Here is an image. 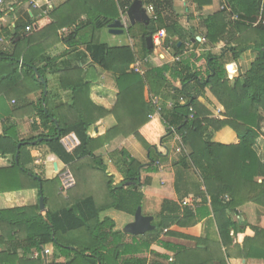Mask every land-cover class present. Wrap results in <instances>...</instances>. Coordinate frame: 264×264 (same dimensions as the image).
I'll list each match as a JSON object with an SVG mask.
<instances>
[{
    "label": "trees",
    "instance_id": "16d2710c",
    "mask_svg": "<svg viewBox=\"0 0 264 264\" xmlns=\"http://www.w3.org/2000/svg\"><path fill=\"white\" fill-rule=\"evenodd\" d=\"M24 1L10 0L14 4ZM133 1L64 0L42 23L27 15L11 31L0 32V98L14 101L17 105L12 112L22 110L31 120V135L27 138H21L13 125L0 135V194L34 191L37 197L34 205L0 210V264H192L189 261L195 259L196 253H209L206 242L194 239L197 246L205 248L189 251L160 240V235L165 232L166 236L187 238L172 228L194 225L212 213L219 245L227 247L231 235L241 231L228 215L244 202L264 207V165L254 151L264 119V24L258 21L260 16L264 21V0H218L220 10L203 20L202 48L222 42L225 52L216 56L203 51L200 58L206 62L204 72L191 61L200 58L183 53L185 44L199 42L175 14V0H143L144 7L152 9L149 24L132 27L127 23L124 32L138 38L140 55L129 46L109 47L99 42L96 34L126 17ZM213 1L190 0L197 10ZM2 6L0 18L4 14ZM32 14L35 16L33 11ZM28 26L31 31L26 32ZM134 28L139 30L137 37L133 35ZM62 29L65 31L60 35ZM160 30L166 33L163 47L179 61L169 64L155 58L154 66H148L144 75L132 72L130 66L137 57L153 54V49L146 47V38ZM62 43L68 50L61 47L59 51L60 46H56ZM80 45L84 52L78 50ZM248 49L258 51L251 69L243 76L228 78L230 68ZM73 53L116 76L118 94L112 110L92 103L91 83L79 65H73ZM60 61L62 67H58ZM35 72L46 86L47 74L56 75L59 88L70 92L69 101L57 103L49 92L44 96V87ZM174 82L179 88L174 87ZM206 89L222 106V118H211L197 101ZM37 92L39 98L34 103H24L26 95ZM145 93L148 98L162 96L159 117L149 119L154 111ZM105 118H112L114 124L97 137L95 128L99 129ZM226 128L234 133L235 143L215 141V135ZM171 129L189 152L180 159L182 170L194 169L200 180L196 187L203 188L199 206L180 208L177 202L163 201L152 222L155 230L138 237L115 230V223L108 218L100 220V214L112 209L133 216L142 206V189L149 181L142 184L140 174L158 172L167 156L164 141ZM69 134H74L80 143L72 153L61 145ZM129 136H134L147 151L148 164L142 165L123 149L112 151L107 159L121 178L115 183L99 152L115 139ZM43 148L45 152H41ZM37 158L54 165V178L46 179L44 165L36 164ZM58 163L62 167L57 171ZM65 167L77 182V189L68 199L57 197L61 186L57 176ZM96 174L101 179V195H81L83 189L92 190ZM183 176L182 171L175 172L179 200ZM258 178L262 179L259 184ZM39 185L45 216L39 213ZM50 198H58V206L50 207ZM262 238L264 231L257 229L254 238L244 241V258L256 257L254 252L264 255V247L258 243ZM198 257L197 264H226L223 256L215 261Z\"/></svg>",
    "mask_w": 264,
    "mask_h": 264
},
{
    "label": "crops",
    "instance_id": "0c3cea01",
    "mask_svg": "<svg viewBox=\"0 0 264 264\" xmlns=\"http://www.w3.org/2000/svg\"><path fill=\"white\" fill-rule=\"evenodd\" d=\"M43 1L44 0H38L41 8L43 7ZM49 1L53 5L54 9L59 3L63 2L64 0ZM21 3L22 2L18 4ZM13 6V3L12 5L10 3L7 5V7L10 8V12H13V14L11 15L12 20L8 24H6V16L4 14L0 18V32L2 33H4V30L11 31L14 27V24L19 19H26L27 15L28 17L32 18L39 15L40 18L41 10L37 9V15L33 16L32 11L28 8L26 10V13L23 12L24 17L23 14L20 17H17L14 14L15 9ZM220 8L221 4L218 0L213 1L212 4L209 6H204L202 10H197L195 5H193L190 0H178L174 4L175 14L179 16L182 26L192 32L196 41L199 42L198 45H195L193 43L194 40H192V44H185L183 53H188L187 55L194 53L195 58L197 59L200 58V55L203 51L210 52L211 54L216 56L225 52V44L222 42L212 48H208L205 50L202 48V45L205 43V30L203 27V20H205L208 16H211L216 13L218 10H220ZM183 13H185L187 17L181 16ZM189 14H193L192 16L193 18L197 19L198 24H196L195 21H192V18L189 16ZM44 19L45 18H40V22L42 23ZM64 31L65 29H62L59 34L62 35ZM1 40L0 43H2ZM58 46H60V52L62 49L68 50V46L66 44H58L56 47ZM78 48L80 52H84V46L80 45ZM70 58L72 60L73 65H79V68L83 72L86 81L91 83L90 100L92 101V103L107 111L112 110L116 103V97L118 94L115 82L116 76L112 73L102 71L99 67L91 63V61L88 60L87 57L81 58L77 55H74L73 53V56H70ZM172 58L174 57H172L170 53L169 56L166 57V63L171 64ZM257 58V50H246L235 62V67L233 69L230 68L229 73H227V77L229 78L235 77L236 75H245L251 69L252 64ZM79 60H83V62L80 63ZM61 61L58 62V67H62ZM191 61L194 63V66L196 69H198V71H205V60L200 58L199 60L195 61V59L193 58ZM166 77L169 76L167 75ZM57 79L58 78L56 75L47 74V92L51 94V97L55 102L66 103L70 99V92H64L63 90H61L59 88ZM174 87L179 88V84L174 82ZM146 99L148 100L147 93H145V100ZM25 100L28 103H34L36 101V95L34 96V94H32L29 98ZM161 100L163 102V98ZM197 101L211 114V118H222L224 110L209 90L206 89L203 96L198 97ZM166 103L167 105H171V102L169 101H167ZM7 108L9 109L8 103H6L4 99L0 98V135L4 131V128H8L14 124L17 125V132L21 138L29 137L31 135V120L24 115V112L22 110L18 112H13L14 116L7 117L5 115V110ZM112 124H114V120L112 118H105L104 120L100 121L99 129L97 127L95 128V135L98 137L99 135L105 133V131L108 130L110 126H112ZM172 139L173 138L170 135L164 141V147L167 149V156L165 161L159 165L160 167L158 172L153 174L141 172L140 174V181L142 184L147 179L149 181L148 186H145L142 189V214L144 216H151L153 217V219L160 212L163 201L177 202L178 205H180V208H183L181 203L185 200L194 203V206L195 204L197 206H199L200 204L199 193L203 191V188L200 187L199 189H197L196 187L200 183L198 175L192 168H190L189 170H182L180 164L181 157L188 156L189 152L184 145L183 150L180 148L179 145L177 147L176 143ZM215 141L222 144H231L236 142V137L230 129L226 128L215 135ZM122 149L125 150L132 158L140 162L142 165L148 164V153L134 138V136L115 139L110 144H106L104 148L99 152V154L103 158L104 162L105 160L109 162V160L107 159V155L110 154L112 151ZM45 151L46 149H41V152ZM254 151L261 163L264 165V119L260 123V129L258 131V136L254 144ZM40 161L42 160L37 158L36 164H39ZM42 163L44 165L46 179L54 178L56 171L54 170V165H52V163ZM60 167H62V165L58 163L57 171L60 169ZM65 169L68 168L65 167ZM106 169L108 173L114 175L115 183L121 181L120 176L116 173L112 164L109 169L108 167H106ZM176 171H182L184 173L183 179L179 182L180 196H182V200H179V196L175 191L174 184ZM261 182L262 179L258 178L257 183L259 184ZM36 202L37 197L36 192L34 191L10 193L4 195L0 194V209L2 210L6 208L22 207L20 204H25L26 206L34 205ZM206 206L209 205L207 204ZM234 212V214H229L228 218L233 223H235L236 226L241 229V231L231 235L232 239L227 247H220L219 245V233L212 213L208 217L200 219L194 225H190L185 228H172V231L187 238L166 236L165 232H163L160 235V240L183 246L189 251H196L197 249L199 250L205 248V246H197L194 239H200L201 241L206 242L209 246V253H196L197 255H194L196 256L195 259L189 261L192 264H197L196 260L197 258L199 259L198 256H204L203 258H207L208 260L210 259L211 261H215L216 259L220 258V256H223L225 257L226 264H264V255L257 256L258 252H254V254H256V257L250 259H246L243 256V254L245 253V250H243L244 241L247 239L254 238L255 230L259 229L264 231V207H260L254 202H244L241 206L236 208ZM99 218L100 220H104L106 218L112 220L115 223V230L121 232L127 224L133 222V216L112 209L102 212ZM258 243H260L264 247V238L258 241Z\"/></svg>",
    "mask_w": 264,
    "mask_h": 264
},
{
    "label": "built area",
    "instance_id": "2783aa9c",
    "mask_svg": "<svg viewBox=\"0 0 264 264\" xmlns=\"http://www.w3.org/2000/svg\"><path fill=\"white\" fill-rule=\"evenodd\" d=\"M29 3L32 4L34 9L41 10L40 18H45L48 13L53 9V5L49 0H44L43 1V7L41 8L38 0H27ZM4 4V0H0V6ZM146 8V7H145ZM151 9V8H150ZM147 10V9H146ZM152 10V9H151ZM264 13V8H261V13ZM148 13V12H147ZM261 21L262 24H264V21L261 20V16L259 17V20ZM26 32L31 31V27H26L25 28ZM166 38V33L164 30L158 31L153 37H152V43H153V54L145 57V58H140L137 57L135 62L130 66V70L136 74L143 75L150 65H154V59L158 58L162 62L166 63V57L168 55H164L162 53H158L157 49H162L164 52H168V49H165L163 47V42ZM161 52V51H160ZM178 58H172L171 63L178 62ZM150 105L153 108V115L149 116V119H154V117H159L161 113V103L162 100L157 97V96H150L149 98ZM171 136L172 140L180 146V148L183 150V144L181 142V137L173 130L171 129ZM79 141L76 138L74 134H69L68 136L64 137L61 140V145L63 149L67 153H72L78 146H79ZM59 181H60V194L65 195L70 189H72L75 186V181L74 178L72 177L70 171L68 169H65L62 173L59 175ZM182 206L183 207H194V203H191L188 200L182 201ZM46 254V252H45Z\"/></svg>",
    "mask_w": 264,
    "mask_h": 264
},
{
    "label": "rangeland",
    "instance_id": "374dc122",
    "mask_svg": "<svg viewBox=\"0 0 264 264\" xmlns=\"http://www.w3.org/2000/svg\"><path fill=\"white\" fill-rule=\"evenodd\" d=\"M178 0H175V3L177 2ZM11 4L12 5V3L13 2H10V0H4V4H3V6L1 7L2 8V10H3V13H4V15L6 16L5 17V20H6V24H8L12 19H11V15L13 14V12H10V8H8L7 7V5L8 4ZM26 4V5H25ZM13 7H14V9H15V11H14V14L17 16V17H20L22 14H23V17H24V13H26V10H27V8L28 9H30L31 11H33L34 12V14L36 15V10L37 9H34L33 8V6H32V4L31 3H29L27 0L26 1H24V3H21V4H14L13 3ZM146 9H147V12H148V15H149V17H150V19H152L153 18V14H152V10L150 9V7H146ZM18 10H19V12H18ZM8 12H10V13H8ZM24 12V13H23ZM40 14V13H39ZM193 14H189V16L192 18V21H195L196 22V24H198V21H197V19H195V18H193V16H192ZM181 16H183V17H187V15L185 14V13H183ZM37 17V19L38 20H40V18H39V15H37L36 16ZM21 20H25V19H19L18 20V22L19 21H21ZM120 21H122V24L126 27L127 26V19H126V17H123L122 16V18L120 19ZM138 28H134V30H133V35L135 36V37H137L138 35H139V33H138ZM96 37H97V40L99 41V42H102V43H104V44H107L109 47H119V46H129V47H131V49L133 50V52L134 53H136L137 55H140V48H139V40H138V38H132V37H129L125 32L123 33V34H121V35H111L110 33H109V31L108 30H100L97 34H96ZM7 47H9V46H7ZM157 51H158V53H162V54H164V55H168L169 56V54H170V51L168 50V52H164L162 49H157ZM161 51V52H160ZM166 61V60H165ZM154 66V65H153ZM144 75V74H143ZM39 94L40 93H36V94H34V96L36 95V100L39 98ZM32 95V94H31ZM30 97V95L28 94V95H26V98L25 99H27V98H29ZM149 97H150V95H149ZM157 97H159V96H157ZM162 96H160L159 98L160 99H162L161 98ZM6 103H8V107H9V109L7 108L6 110H5V115L8 117V116H14V114H13V112H12V109L14 108V106H16L17 104L14 102V101H11V102H7L6 101ZM24 103H27L28 104V102H26V100H24ZM20 105V104H19ZM18 105V106H19ZM12 114V115H11ZM25 115V114H24ZM26 116V115H25ZM14 125V124H13ZM15 127H16V129L18 128L17 127V125H14ZM19 126V125H18ZM7 128V127H6ZM6 128H4V130L6 129ZM177 145V147H178V144H176ZM187 149V148H186ZM105 157V156H104ZM106 162V163H105ZM105 166L106 167H108V169L110 168V166H111V163H109V162H107V160H105ZM39 164H41L42 165V161H40L39 162ZM65 171V170H64ZM70 173H71V175H72V177L74 178V181H75V186L72 188V189H70L65 195H63V194H60L59 195V192H58V195H57V197H59V196H61L63 199H68V197L71 195V194H73L74 193V190L75 189H77V182H76V179H75V177H74V175H73V173L70 171ZM97 175V174H96ZM58 177V179H59V176H57ZM93 184H94V186H93V188H92V190H85V189H83V190H81L82 191V194L81 195H86L87 193L88 194H90V193H92V194H97V195H101V179H99V177H98V175L97 176H95L94 177V180H93ZM91 191V192H90ZM4 195V194H3ZM77 197H79V196H77ZM100 202H101V199H100ZM48 203L50 204V207H56V206H58V204H59V199L57 198H55V199H53V198H50V200L48 201ZM22 207H24V206H26L25 204H20ZM24 205V206H23ZM28 206V205H27ZM0 210H2V209H0Z\"/></svg>",
    "mask_w": 264,
    "mask_h": 264
},
{
    "label": "water",
    "instance_id": "95a60500",
    "mask_svg": "<svg viewBox=\"0 0 264 264\" xmlns=\"http://www.w3.org/2000/svg\"><path fill=\"white\" fill-rule=\"evenodd\" d=\"M126 19L130 26H135L137 24H142L147 26L150 22V17L147 13L146 8L143 5V0H134L130 7L127 9L126 12ZM108 31L111 35H121L125 31V26L122 24V21H116L115 23L108 26ZM146 47L148 50L153 49L152 38H146ZM36 78L39 80V76L37 72H35ZM40 83L43 85V94L46 96L47 94V86L44 80H39ZM39 142L41 140H38ZM37 141V142H38ZM20 145H17V150L15 154V162H18V152H19ZM38 207L39 213L41 216H45L46 208L44 204V197L41 191V186L39 185V198H38ZM153 217L151 216H144L142 214L141 207H138L133 215V222L127 224L122 232L129 236H143L144 234L155 230V227L152 225ZM99 264V263H98Z\"/></svg>",
    "mask_w": 264,
    "mask_h": 264
}]
</instances>
